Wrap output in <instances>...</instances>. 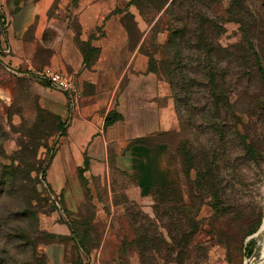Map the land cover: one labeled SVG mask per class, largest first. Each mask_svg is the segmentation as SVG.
<instances>
[{
  "label": "rangeland",
  "instance_id": "1",
  "mask_svg": "<svg viewBox=\"0 0 264 264\" xmlns=\"http://www.w3.org/2000/svg\"><path fill=\"white\" fill-rule=\"evenodd\" d=\"M131 1L116 0L112 11L119 16L126 34L116 60L125 63L133 55L143 56L147 73L167 89V95L150 99L130 85L127 75L121 77L115 97L133 92L139 98L138 109L122 100L125 114L117 113L115 107L107 115L117 113L122 117L118 122L136 126L138 132H132L130 138L108 146L100 142V146L90 148L89 132L95 131L103 141L108 128L118 123L105 126L106 106L84 115L77 109L68 112L67 107L58 110L46 100L48 84L17 79L0 67V163L16 168L19 179L30 177L37 187L38 228L43 236L33 237L32 246L44 255L46 264V249L55 245L63 246L65 258L74 264L86 255L98 258L101 264H264V155L256 157L264 150V0H194L208 18L223 21L215 43L228 49L231 56L222 59L221 55L218 63L213 59L216 100L207 102L206 91L196 86L193 100L181 107V122L168 80L149 69L150 58L154 62L162 58L160 46L169 39L166 30L176 27L171 13L170 18L163 14L172 0L164 10H159L164 0ZM184 6V21L191 23L186 20L193 19L187 17L190 8L186 3ZM71 26L79 34L75 20ZM238 46L245 49L247 60L235 58ZM38 48L34 68H49L44 63L47 52L40 50L41 44ZM253 54L259 58L258 71ZM238 66L243 69L240 74L235 70ZM103 86L102 97L108 85ZM83 93L94 95L93 85ZM167 102L172 109L162 125L152 105L161 110ZM93 103L85 107L92 108ZM189 114L194 116L192 124ZM85 119L92 123L90 130ZM218 120L231 132L236 127L256 156H238L236 148L241 139L228 132L230 149H234L230 167L237 171L228 170L231 176L224 182L198 177L194 171L181 174L175 145L201 148L209 139L217 145V138L209 137L208 131L211 125L216 134L213 123ZM42 170L46 183L40 180ZM46 185L60 195L59 211L46 197ZM9 203L5 200L0 204V217ZM57 224L67 228L69 235L53 234ZM18 225L16 222L2 233L8 235ZM6 239L0 264H5L1 257L8 264H26L27 258L18 249L22 243Z\"/></svg>",
  "mask_w": 264,
  "mask_h": 264
},
{
  "label": "crops",
  "instance_id": "2",
  "mask_svg": "<svg viewBox=\"0 0 264 264\" xmlns=\"http://www.w3.org/2000/svg\"><path fill=\"white\" fill-rule=\"evenodd\" d=\"M115 4L116 0H0L2 13L7 21L2 40L11 48L13 65L18 68L35 67L38 47L41 44L43 49L40 50L47 52L44 61L46 67L57 72L61 70V73L69 76L80 95L89 84L93 85L94 95L83 93L80 106L75 108L80 115L89 114L91 110L95 111L101 106H106L104 116L115 107L116 112L123 115L126 108L122 100L130 101V107L138 109L139 98L133 92L115 97L117 84L125 75L131 80L130 85L133 84L135 90L145 97H165L167 89L153 75L147 73V62L143 56L133 55V58L127 59L125 63L116 60V53L121 52L125 45L126 34L119 16L112 12ZM74 20L79 27V34H76L71 26ZM75 37H78L80 42H90L92 47L99 50V55L90 68L83 64V56L76 45ZM105 84L108 87L106 95L102 97L101 92ZM46 96V100L58 110L64 111L67 107L68 112L70 111L64 95L60 92L50 87ZM88 102H94L92 108L85 107ZM152 108L156 115L161 116L160 123L165 124L172 105L167 102L161 110H157L155 104ZM78 121L85 129V124ZM83 121L87 124L86 129H89L91 121ZM132 132L134 135L138 132L136 126L118 122L108 128L103 141L95 131L87 135L88 141L91 142L90 148H95L100 146V142L105 146L115 141L120 143L130 138ZM84 143L85 147L89 146L86 141ZM53 229L51 232L57 236L69 235V230L63 225L57 224ZM65 251L64 247L59 245L48 247L46 252L49 264H73L65 258ZM86 264L101 263L98 258L90 256Z\"/></svg>",
  "mask_w": 264,
  "mask_h": 264
},
{
  "label": "trees",
  "instance_id": "3",
  "mask_svg": "<svg viewBox=\"0 0 264 264\" xmlns=\"http://www.w3.org/2000/svg\"><path fill=\"white\" fill-rule=\"evenodd\" d=\"M140 1L142 0H136V2ZM237 1L238 0H235V3ZM131 2V4H133L135 0ZM193 2L194 0H172L167 6L169 0H164L159 10H164L167 6L163 14L170 18V12L171 16L175 19L176 27L166 30L169 34V39L167 43L160 46L163 52L162 58L155 62L150 58L149 61V69L155 72L157 76L161 78L165 77L171 86L179 122H181L182 118L180 115L181 107L189 104L193 100V88L196 86L200 85V87L206 91L208 97L207 102L216 100L217 97L215 98V94L213 95L216 76L214 73L216 66L213 64V59L218 63L220 62L221 55L224 54L222 59L231 56L228 49H222L215 43L220 36L222 26L220 23L223 21L217 23V20L215 21L213 18H208L205 10L203 8L197 9ZM184 3L188 5L191 11L187 13V17L193 16V19L186 18V20H192V22L196 24L195 28L192 27V22L184 21L183 15L186 14V12L183 11V9H185ZM2 34L5 35V28L0 21V36ZM75 41L76 44L78 43V45L81 46V48L78 49L83 56V64L86 68H90L92 63L97 59L99 50L92 47L90 42H80L78 37ZM82 47L85 48L82 50ZM240 47L241 46H238L235 49V58L237 60H247L244 56L245 49ZM253 60L257 62L256 70L258 71L257 66L259 68L260 63L257 54H253L252 61ZM253 67H255V65ZM239 68L238 66L235 70L240 74L243 69ZM257 74H259V72ZM16 78L27 80L25 78ZM256 100H259V98H256ZM193 117V115L189 114L188 118L190 124L194 122ZM121 118V115L117 113L109 114L105 118L104 124L106 127L111 126L120 121ZM234 119L238 121L237 117H234ZM210 121L211 119L207 121L208 124H210ZM218 121L217 123H213L217 128L215 131L216 134H213L211 125H209L208 131L210 134L209 137L215 136L217 138L215 139L217 145H214L211 139L207 141L205 147L201 148L196 147L194 144L188 147L184 146V144L175 145L173 151L179 158L178 167L181 174L194 171L198 177L204 176L212 180L216 179V181L221 179L223 182L224 178L231 176L228 170L232 169V171H234L235 169L230 167L232 166L230 165L231 155L234 150L230 149L232 142L228 141V132H231V129L229 130L224 127L221 120ZM62 130L63 127H61V132ZM231 134H234L235 138H240L236 127L233 128ZM164 144L169 147L166 142ZM237 144L236 151L238 156L243 158L248 155H252V157L256 156L252 149L246 146L244 139H241L240 143ZM262 155H264V150H261L256 157L259 159ZM168 164H171L170 158L168 159ZM235 171H237V169H235ZM15 172L16 168L12 166H3L0 163V204H3L5 200H10V207L3 212L5 215L0 217V253H5L6 251V238H15L19 243H22L21 246H18V249L19 252L27 258V260L24 261L26 264H46L44 255L37 253L35 246H32L33 237L37 235L39 237L43 236V232L38 228L40 203L37 199V187L30 177L19 179ZM40 173L41 182L46 183L44 170ZM216 186L219 185L216 184ZM5 187H8L10 190L3 191ZM46 188L47 191L44 192L46 197L54 207V210L59 211L58 205H60L61 201L60 195L54 194L47 185ZM16 222L20 224V226H16L14 232L8 235L2 233V230H7L12 227L13 224H16ZM89 257V255L82 257L79 264H86ZM1 259L3 263L8 264L4 257H1Z\"/></svg>",
  "mask_w": 264,
  "mask_h": 264
},
{
  "label": "built area",
  "instance_id": "4",
  "mask_svg": "<svg viewBox=\"0 0 264 264\" xmlns=\"http://www.w3.org/2000/svg\"><path fill=\"white\" fill-rule=\"evenodd\" d=\"M0 21L3 24V27L6 28L7 21L4 18L1 7ZM3 38L4 35L2 36V39ZM11 56V48L2 40L0 43V64L10 75L48 84L52 89L64 95L70 111L76 108L78 99L80 97V91L69 76L49 68L38 69L28 66L26 69L21 70L20 68L13 65ZM58 207L60 209V205H58Z\"/></svg>",
  "mask_w": 264,
  "mask_h": 264
},
{
  "label": "bare ground",
  "instance_id": "5",
  "mask_svg": "<svg viewBox=\"0 0 264 264\" xmlns=\"http://www.w3.org/2000/svg\"><path fill=\"white\" fill-rule=\"evenodd\" d=\"M263 221H264V220H263ZM261 229H263V230H264V222H263V225H262Z\"/></svg>",
  "mask_w": 264,
  "mask_h": 264
}]
</instances>
